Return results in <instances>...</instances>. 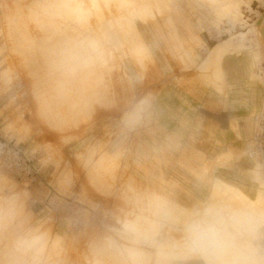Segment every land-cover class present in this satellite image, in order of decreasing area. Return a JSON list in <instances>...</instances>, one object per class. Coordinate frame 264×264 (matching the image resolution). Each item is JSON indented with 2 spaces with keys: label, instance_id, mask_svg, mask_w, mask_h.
I'll use <instances>...</instances> for the list:
<instances>
[{
  "label": "rangeland",
  "instance_id": "obj_1",
  "mask_svg": "<svg viewBox=\"0 0 264 264\" xmlns=\"http://www.w3.org/2000/svg\"><path fill=\"white\" fill-rule=\"evenodd\" d=\"M257 1L0 0V138L39 172L29 187L0 175V264H201L161 247L179 239L168 206L264 212V159L247 152ZM48 187L77 200L78 228L42 212ZM26 235L43 242L22 254Z\"/></svg>",
  "mask_w": 264,
  "mask_h": 264
},
{
  "label": "clouds",
  "instance_id": "obj_2",
  "mask_svg": "<svg viewBox=\"0 0 264 264\" xmlns=\"http://www.w3.org/2000/svg\"><path fill=\"white\" fill-rule=\"evenodd\" d=\"M145 104L140 101L138 107ZM166 218L179 239L162 241L163 249L196 256L201 264H264V212L210 201L179 212L168 206ZM42 242L41 235H26L16 247L27 254Z\"/></svg>",
  "mask_w": 264,
  "mask_h": 264
},
{
  "label": "built area",
  "instance_id": "obj_3",
  "mask_svg": "<svg viewBox=\"0 0 264 264\" xmlns=\"http://www.w3.org/2000/svg\"><path fill=\"white\" fill-rule=\"evenodd\" d=\"M257 9H264V0L257 1ZM263 73V74H262ZM260 75H264V65H261ZM263 101L261 108L253 115L254 137L253 147L248 154L249 159H264V83L262 84ZM0 175L7 176L23 185H33L38 182L39 172L34 159L28 152L11 141L0 138ZM48 194L43 204L42 212L48 211L52 214L60 213L71 216L72 226L76 229L80 225V218L76 217L79 212L77 200L75 198L68 199L56 195L53 189L48 187ZM38 201H34L37 204ZM76 214V215H75ZM76 217V218H75Z\"/></svg>",
  "mask_w": 264,
  "mask_h": 264
},
{
  "label": "bare ground",
  "instance_id": "obj_4",
  "mask_svg": "<svg viewBox=\"0 0 264 264\" xmlns=\"http://www.w3.org/2000/svg\"><path fill=\"white\" fill-rule=\"evenodd\" d=\"M129 0H127V2H128ZM97 3H99L98 1H97ZM94 4V3H93ZM159 4V3H158ZM87 10V9H86ZM85 11V10H84ZM84 13V12H83ZM226 46H228V45H226ZM225 49H227V47L225 48V47H219V48H217L216 50H215V52L216 53H219V52H222V51H224ZM135 117V116H134ZM136 118V117H135ZM138 120V119H137ZM250 150L251 149H249L247 152H248V154H249V152H250ZM239 154H241V153H239ZM242 156H243V154H241ZM241 156V157H242ZM126 228H128V229H132V230H136V228H134V226H132V225H126ZM135 232V231H134ZM141 236V235H140ZM137 237V236H136ZM129 239V238H128ZM140 241V240H139ZM138 241V242H139ZM146 259V258H145ZM143 262V261H142ZM140 264H141V262H139Z\"/></svg>",
  "mask_w": 264,
  "mask_h": 264
},
{
  "label": "crops",
  "instance_id": "obj_5",
  "mask_svg": "<svg viewBox=\"0 0 264 264\" xmlns=\"http://www.w3.org/2000/svg\"><path fill=\"white\" fill-rule=\"evenodd\" d=\"M254 62H255V60H254ZM238 137H241L240 132H238Z\"/></svg>",
  "mask_w": 264,
  "mask_h": 264
}]
</instances>
